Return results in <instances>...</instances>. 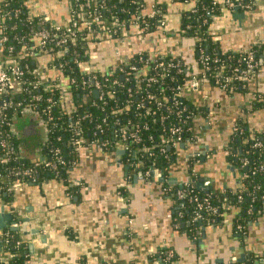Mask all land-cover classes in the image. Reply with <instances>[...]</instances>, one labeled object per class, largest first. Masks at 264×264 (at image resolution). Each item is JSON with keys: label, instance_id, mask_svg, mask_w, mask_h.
Listing matches in <instances>:
<instances>
[{"label": "trees", "instance_id": "trees-1", "mask_svg": "<svg viewBox=\"0 0 264 264\" xmlns=\"http://www.w3.org/2000/svg\"><path fill=\"white\" fill-rule=\"evenodd\" d=\"M66 2L70 7L69 23L77 22L78 29L75 40L61 46L57 43L59 36L55 35L54 24L43 15L31 16L26 0H1L0 32L8 37V41L0 54L7 57V63L18 64L23 75L13 87L7 89L3 98L10 106L0 112V120L3 119L0 122V176H5L6 170L10 168L32 167L33 160L37 157L48 158L53 149H59L67 164L57 171L37 169L34 178L38 183L46 177H63L79 157L74 134L79 127L84 134V144L107 142L110 147L106 149L115 152L118 141L125 150L121 159L135 168L136 172L144 174L152 169H160L164 177H168L169 167L176 159L177 150L196 139L193 130L195 118L205 112L204 108L189 102L182 95L183 88L195 76L178 57L162 55L151 60L145 53L142 54V62H139L140 56L136 55L127 64L107 71L85 72L81 64L87 63L89 59V44L95 40L94 35L106 33L110 38H120L122 28L128 29L133 25L134 17L141 14L142 0ZM220 7L219 0H195L193 7L183 13L179 31L181 35L196 40L197 60L202 71L204 67L201 58L209 57L210 69L205 71L206 82L216 87L217 78L233 73L239 65L243 66L240 55L244 53L222 51L219 42L209 32L211 21L219 14ZM156 11L158 14L155 17L147 18L144 23H137L139 31L151 32L158 29L163 17L160 10ZM96 17L99 22L94 21ZM68 24L61 26L64 29ZM88 27L95 32H88ZM39 29H47L51 34L45 47L31 39L33 31ZM251 51L258 60L260 48L253 47ZM33 52L34 56H53L48 68L59 72L58 80L42 78L37 57L31 55ZM160 62L170 64V67L161 68L158 66ZM133 65L137 67L136 70L131 69ZM91 74L96 75L104 85L103 92H100L102 96H99V92L95 94L93 87L81 88L82 81ZM149 77H155L157 81L147 83ZM196 78L201 79L202 74ZM248 86L249 83L243 85L235 81L221 89L233 94L247 92ZM148 95H152L153 99H148ZM67 101L72 103L73 109L67 108ZM175 102H178V106ZM263 108L264 94H256L253 109ZM178 112L181 118L177 116ZM17 118H25L27 125L35 120L46 130V136L42 139L39 137L31 150L27 148L30 140L25 139L22 134L25 127H16ZM77 121L79 125H76ZM176 127H180L182 132L178 134L179 142L174 145L172 130ZM233 128L237 130L232 129L233 133L226 146V159L236 174L235 187H227L221 191L211 188L204 190L197 186V178L193 177L188 184L191 193L186 191L184 197L178 199L176 194L180 185L165 181L163 183L165 195L177 204V229L186 231L189 236L193 237L199 223L219 225L230 209H235L237 215L232 221V228L243 242L248 234L249 224L264 213V133L249 130L242 121L234 124ZM5 140L13 149L6 162L3 161L5 150L1 144ZM257 143L261 145H256ZM193 165L192 161L191 166ZM6 182L0 177V187H3L0 190V201L3 203H8L13 198L5 190ZM190 194L196 195L198 200L191 201ZM205 201L216 207L217 213L199 210L204 212L203 218L195 220L196 206ZM8 236L11 238L10 244L1 249L12 256L7 261L0 258V264H27L28 245L23 243L19 247L15 246L19 237L16 232L9 231ZM168 251L172 250H157L150 256V264H177L175 252L167 260ZM78 264L88 262L82 259ZM229 264H254V260L249 257L243 262Z\"/></svg>", "mask_w": 264, "mask_h": 264}, {"label": "crops", "instance_id": "crops-1", "mask_svg": "<svg viewBox=\"0 0 264 264\" xmlns=\"http://www.w3.org/2000/svg\"><path fill=\"white\" fill-rule=\"evenodd\" d=\"M254 1L255 7L249 10L220 7L209 32L224 52L260 48L259 70L247 92L228 94L207 82L195 88L188 82L183 88L182 95L205 112L193 123L195 141L176 152L166 177L171 183H188L195 177L197 186L204 190L235 187L236 174L226 159L234 124L242 121L249 130L264 133V108L253 109L255 95L264 94V0ZM26 5L31 16L43 15L62 25L69 23L66 0H26ZM190 8V4L179 0H142V14L160 10L165 27L142 32L138 24H133L120 38L96 33L84 68L103 72L145 53L151 60L162 55L178 57L191 74L201 76L196 40L179 32L181 17ZM32 57H37L42 78L58 80L59 72L48 68L53 56ZM0 59L7 63L6 56L0 55ZM71 104L67 101L70 110ZM33 123L38 125L35 136L44 138L45 128L35 120ZM24 124L25 128L31 125ZM122 153L97 145L82 147L77 161L63 177H46L18 190L24 240L27 242L31 230H40L41 235H34L38 239L48 234L44 246L40 241L37 245L27 243V264H78L82 259L88 264H150V256L159 249L174 251L177 264H229L249 257L254 264H264V213L249 224L243 242L232 228L235 209H230L219 225L199 223L193 237L189 236L175 228L177 204L164 193L163 172L159 170L154 178H142L123 162ZM12 218L10 208L0 201V230ZM3 256L6 253L0 252V258Z\"/></svg>", "mask_w": 264, "mask_h": 264}, {"label": "built area", "instance_id": "built-area-1", "mask_svg": "<svg viewBox=\"0 0 264 264\" xmlns=\"http://www.w3.org/2000/svg\"><path fill=\"white\" fill-rule=\"evenodd\" d=\"M221 3V7H229L231 9H243V10H249V9H253L255 7V1L254 0H219ZM185 2L187 4L191 5V8L193 7L195 0H185ZM157 11H153L152 13H150L149 15H143L142 12L141 14L137 15L136 17H134L133 19V24H137V23H144L147 21V18H152L155 17L157 15ZM95 22H99V18L96 17L94 19ZM53 27L55 30V35L59 36V41L57 42L58 45L61 46H65L70 42H73L76 38V31L78 29V24L77 22H73V23H69L68 25L65 26V28L63 29V27L61 26V24H57V23H53ZM115 23H113L114 25ZM166 25V21L165 19H161L159 21V26L158 28L163 29ZM122 35H124L127 31L126 27L122 28ZM88 32H95V30H92V28L88 27ZM114 33H116V30H114ZM31 37L35 38L37 40V43L41 46V47H45L47 45V43L49 42L50 38H51V34L47 29H39L37 31H33ZM8 41V37L4 34H2L0 32V51H2V49L5 48V44ZM11 50V48H10ZM244 53H242L240 55V60L243 64V66L241 67L240 65L235 68L234 72L231 74H227V75H223L219 78H217L215 80V83L217 84L218 88H222L224 86H226L228 83H232V82H240L241 84H245L247 85L251 79L256 75L258 68H259V62L256 59L255 54L253 53V51H251V49L248 50H244L242 51ZM34 52L31 54L33 56ZM1 55V54H0ZM139 62H142V55H139ZM201 63L204 67L203 71H202V78L201 79H197L196 77H193L192 80L189 81L190 86H192L193 88H195L197 86L198 83H203L207 81L206 78V70L210 69V60L208 56H203L201 58ZM86 64V63H85ZM85 64H81L82 69L87 72V73H91L93 71L87 70L84 68ZM159 67L161 68H167L170 67V64H166L164 62H160L158 64ZM132 70H136L137 67L136 66H131ZM23 75L22 70L20 69V67L18 66V64L16 63H3L0 59V112L2 113L3 110L7 109L8 106H10L9 104L5 103L3 98L4 95L7 91V89L13 87L17 81V79ZM157 81V78L155 77H149L146 82L147 83H151ZM82 89H89L90 87H93L95 92H99V96H102V94L100 92H103V87L104 85L99 81V79L96 77V75L91 74L89 75L85 80L82 81V83L80 84ZM110 95H113L112 92H109ZM148 99L152 100L153 96L152 95H148L147 96ZM20 105V104H19ZM175 105L178 106V102H175ZM177 116L179 118L180 117V112L177 113ZM80 119H78L79 121ZM76 123V125H79V123ZM0 122H3V119L0 120ZM234 129V128H233ZM237 130V129H234ZM182 132L180 127H176L172 130V134H173V139L174 141V145H176L179 142L180 136H178V134ZM75 137H76V145L75 148L79 150L82 147L85 146H91V145H97L100 146L102 148H109L110 146H108L109 144L107 142H92V143H88V144H84L85 142V138H84V134L82 132L81 128H76V132L74 133ZM8 137V134L7 136ZM2 147L5 150V154H4V159L3 161H9V157L10 154L13 152L12 147L9 145V143H7V141H3L1 142ZM108 144V145H107ZM256 145H261V143H257ZM116 149H120L122 152H124L125 150L123 148L120 147L119 142L117 141L115 144ZM67 162L64 160L63 155L61 153V151L59 149H53L51 151L50 157L46 158V157H42L39 156L37 157L35 160H33V166L32 167H27L25 169H20L18 167L16 168H10L7 169L5 176H0L1 179L3 181H7V188L5 189L6 192L10 193L12 195V199L10 202L8 203H4L6 206H8L10 208V211L12 212V221L9 225H7V227L3 230H0V252L1 253H6V256L1 257V259L3 261H7L9 260V258L12 256L11 253L9 252H4L1 248L5 247L6 245L10 244L11 242V238L10 236H8L9 231H13L18 233L19 237L18 239L15 241V246L19 247L21 246L23 243L27 244V242L24 240L23 236H22V232H21V227H22V217H21V210L19 208V205L17 204V192L18 190L25 186L28 185L30 183H34L35 182V178H34V174L36 173L37 169L40 168H45V169H49L51 171H57L59 167L66 165ZM75 163H73L72 165H74ZM160 169H152L149 171H146L144 174H140V176L143 177H147V178H154L159 172ZM193 170V169H192ZM24 179H29L28 180H24ZM165 182L166 183H171L169 181L168 178H165ZM188 183H175L180 185V189L177 190V198L178 199H182L186 193V191H188L191 193V190H189V184ZM184 188V189H183ZM3 187H0V190H2ZM171 188H167V190H170ZM184 193V194H183ZM191 195V194H190ZM240 198V197H239ZM190 200L195 202L198 200L196 195H191L190 196ZM180 207L182 206V204H179ZM197 212H195V220H201L203 218V214L204 212H200L199 210H206L211 214H216L217 213V208L213 207L210 205V203L208 201H205L204 203H199L197 206ZM174 225L175 228L177 229L179 227V223L177 222V219H175L174 221ZM209 226H212L209 225ZM238 229H240V227H237ZM154 255V254H152ZM167 255V260L171 259L172 256H174V251H168L166 253ZM30 256V254H29ZM156 264V263H155Z\"/></svg>", "mask_w": 264, "mask_h": 264}, {"label": "water", "instance_id": "water-1", "mask_svg": "<svg viewBox=\"0 0 264 264\" xmlns=\"http://www.w3.org/2000/svg\"><path fill=\"white\" fill-rule=\"evenodd\" d=\"M97 92H95L96 94ZM38 125L37 124H31L29 126H27L26 128L23 129L22 134L24 137H31V136H35L38 134V129H37ZM2 228V226L0 225V229ZM25 231V230H24ZM41 235L40 230L36 229V230H31L30 231V237H28L27 239V243L28 244H34L37 245L39 243V241L41 242V245L44 246L46 244V239H47V235H42L43 238L38 239L37 237H35L34 235ZM35 247V246H34Z\"/></svg>", "mask_w": 264, "mask_h": 264}, {"label": "rangeland", "instance_id": "rangeland-1", "mask_svg": "<svg viewBox=\"0 0 264 264\" xmlns=\"http://www.w3.org/2000/svg\"><path fill=\"white\" fill-rule=\"evenodd\" d=\"M26 121L27 120L25 118H17L16 127L22 126ZM29 140L30 141L28 143V147L27 148H29V150H31L34 147V145L38 142L39 139H38L37 136H31V137H29Z\"/></svg>", "mask_w": 264, "mask_h": 264}]
</instances>
